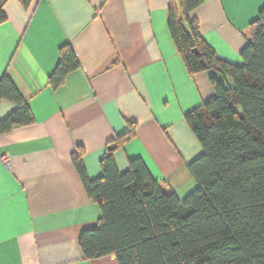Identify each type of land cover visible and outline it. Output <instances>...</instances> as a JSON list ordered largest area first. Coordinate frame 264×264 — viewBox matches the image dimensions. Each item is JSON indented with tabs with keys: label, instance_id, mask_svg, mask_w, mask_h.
<instances>
[{
	"label": "crops",
	"instance_id": "crops-1",
	"mask_svg": "<svg viewBox=\"0 0 264 264\" xmlns=\"http://www.w3.org/2000/svg\"><path fill=\"white\" fill-rule=\"evenodd\" d=\"M171 1L6 3L0 78L28 100L34 123L0 136V264H119L115 255L87 260L80 248V234L101 211L72 155L82 152L88 176L99 178L102 159L130 123L133 137L113 152L119 172L140 159L179 197L195 189L189 166L204 150L185 116L216 92L209 74H189L172 40ZM263 7L264 0H204L192 17L222 60L242 65ZM66 45L80 67L54 90L49 79ZM15 108L1 101L0 119Z\"/></svg>",
	"mask_w": 264,
	"mask_h": 264
},
{
	"label": "trees",
	"instance_id": "trees-1",
	"mask_svg": "<svg viewBox=\"0 0 264 264\" xmlns=\"http://www.w3.org/2000/svg\"><path fill=\"white\" fill-rule=\"evenodd\" d=\"M7 2L0 0V25ZM19 2L28 9L33 0ZM203 2L172 0L168 10L170 35L189 74H209L216 92L185 116L204 150L189 166L196 187L181 198L140 159L120 173L113 152L133 137L132 123L112 142L99 178L90 179L82 152H75L84 189L101 211L97 225L79 237L87 260L115 255L119 264H264V7L251 24L243 64L234 65L217 55L192 17ZM79 67L74 50L64 46L49 85L58 89ZM1 101L16 108L0 119V136L34 123L28 100L8 76L0 78Z\"/></svg>",
	"mask_w": 264,
	"mask_h": 264
},
{
	"label": "built area",
	"instance_id": "built-area-1",
	"mask_svg": "<svg viewBox=\"0 0 264 264\" xmlns=\"http://www.w3.org/2000/svg\"><path fill=\"white\" fill-rule=\"evenodd\" d=\"M2 160H3L5 163L10 164L8 158H6V157H2Z\"/></svg>",
	"mask_w": 264,
	"mask_h": 264
},
{
	"label": "rangeland",
	"instance_id": "rangeland-1",
	"mask_svg": "<svg viewBox=\"0 0 264 264\" xmlns=\"http://www.w3.org/2000/svg\"><path fill=\"white\" fill-rule=\"evenodd\" d=\"M228 80H229V84L232 85V80H231V79H228ZM189 193H190V192H189ZM189 193H188V194H189ZM188 194H187V195H188Z\"/></svg>",
	"mask_w": 264,
	"mask_h": 264
}]
</instances>
